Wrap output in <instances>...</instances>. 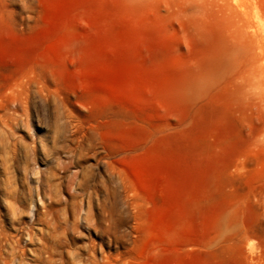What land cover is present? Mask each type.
Returning a JSON list of instances; mask_svg holds the SVG:
<instances>
[{
	"label": "rangeland",
	"instance_id": "374dc122",
	"mask_svg": "<svg viewBox=\"0 0 264 264\" xmlns=\"http://www.w3.org/2000/svg\"><path fill=\"white\" fill-rule=\"evenodd\" d=\"M203 1L0 0V264H264V0Z\"/></svg>",
	"mask_w": 264,
	"mask_h": 264
},
{
	"label": "bare ground",
	"instance_id": "6f19581e",
	"mask_svg": "<svg viewBox=\"0 0 264 264\" xmlns=\"http://www.w3.org/2000/svg\"><path fill=\"white\" fill-rule=\"evenodd\" d=\"M189 2L186 7V12L191 14L201 15L207 11V3L203 0H187ZM244 1V0H243ZM243 1H238L237 4L242 7V10H245V3ZM190 16V15H189ZM260 46V45H259ZM256 40L247 39L242 40L233 45L234 55H232V67L236 69L241 60L238 58L237 53H241L245 59V69L244 73L242 72V78L244 80L243 84L240 85L241 94L245 96L247 91V85L249 83L250 77L254 76L258 78V84L261 83V79L264 77V59H262L261 55L258 53L262 47H259ZM237 54V55H236ZM261 65L258 67V65ZM262 67V68H261ZM247 74L249 76L247 77ZM202 82H196L192 84L193 88L202 87ZM35 204L33 205L34 208Z\"/></svg>",
	"mask_w": 264,
	"mask_h": 264
}]
</instances>
